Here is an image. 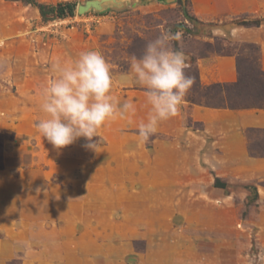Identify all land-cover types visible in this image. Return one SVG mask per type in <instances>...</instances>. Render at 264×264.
Returning <instances> with one entry per match:
<instances>
[{"label":"rangeland","instance_id":"374dc122","mask_svg":"<svg viewBox=\"0 0 264 264\" xmlns=\"http://www.w3.org/2000/svg\"><path fill=\"white\" fill-rule=\"evenodd\" d=\"M36 1L75 11L44 21L0 0V264H264V158L250 154H264V128L241 121L254 112L184 101L145 145L144 87L121 83L129 58L166 30L181 34L173 43L202 85L237 81L247 44L264 69V16H240L261 21L251 37L231 33L255 30L240 17L198 20L191 0H109L83 14L89 0ZM86 50L104 55L113 95L136 112L106 123L97 151L84 138L57 149L35 127L45 118L40 90L53 62Z\"/></svg>","mask_w":264,"mask_h":264},{"label":"clouds","instance_id":"9594fccd","mask_svg":"<svg viewBox=\"0 0 264 264\" xmlns=\"http://www.w3.org/2000/svg\"><path fill=\"white\" fill-rule=\"evenodd\" d=\"M180 33L162 31L146 43L140 56L132 55L130 71L121 83L134 82L145 90L150 105L147 119L137 126L141 144L157 133L161 122L178 115L186 95L195 83L187 74V55L177 50ZM52 77L41 87V110L45 118L35 127L55 148L62 149L84 138L86 149L97 151L99 130L108 122L129 119L136 112L131 100L113 95L114 80L110 63L98 50H86L68 61L51 64Z\"/></svg>","mask_w":264,"mask_h":264},{"label":"trees","instance_id":"16d2710c","mask_svg":"<svg viewBox=\"0 0 264 264\" xmlns=\"http://www.w3.org/2000/svg\"><path fill=\"white\" fill-rule=\"evenodd\" d=\"M8 2H21L36 8L44 21L73 16L75 5L72 3L46 5L36 0H6ZM239 25L258 28L260 20L253 24L245 18H237ZM189 22H197L191 19ZM188 31V28H184ZM176 45V44H175ZM177 48V46H176ZM247 57L235 56L237 81L227 83H214L202 85L195 64H190L187 74L194 78L195 83L186 95L185 101L190 105L202 106L211 109H228L235 112L249 110H264V69L260 62V50L254 44L244 46ZM220 55V49L216 51ZM251 131V130H250ZM254 157L264 158V154L252 153ZM217 187H223L219 185Z\"/></svg>","mask_w":264,"mask_h":264},{"label":"crops","instance_id":"0c3cea01","mask_svg":"<svg viewBox=\"0 0 264 264\" xmlns=\"http://www.w3.org/2000/svg\"><path fill=\"white\" fill-rule=\"evenodd\" d=\"M193 13L198 20L210 21L215 18L229 19L240 17L243 14L264 16V0H191ZM260 28L252 29H231V33H244L251 37L258 33ZM264 52V45L261 44ZM264 54V53H263ZM250 111V112H249ZM254 112L252 116H243V125L258 126L264 128V110H249ZM246 112V111H241ZM240 113V111H239ZM219 258V256H218Z\"/></svg>","mask_w":264,"mask_h":264},{"label":"water","instance_id":"95a60500","mask_svg":"<svg viewBox=\"0 0 264 264\" xmlns=\"http://www.w3.org/2000/svg\"><path fill=\"white\" fill-rule=\"evenodd\" d=\"M108 2L109 0H93V1L89 0L85 6L78 7V13L83 14L90 8L94 9L95 11L101 12L103 9V5Z\"/></svg>","mask_w":264,"mask_h":264}]
</instances>
